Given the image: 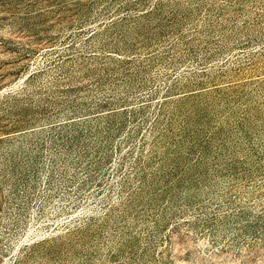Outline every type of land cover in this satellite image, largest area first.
I'll list each match as a JSON object with an SVG mask.
<instances>
[{
	"label": "rangeland",
	"instance_id": "374dc122",
	"mask_svg": "<svg viewBox=\"0 0 264 264\" xmlns=\"http://www.w3.org/2000/svg\"><path fill=\"white\" fill-rule=\"evenodd\" d=\"M0 264H264V0H0Z\"/></svg>",
	"mask_w": 264,
	"mask_h": 264
}]
</instances>
